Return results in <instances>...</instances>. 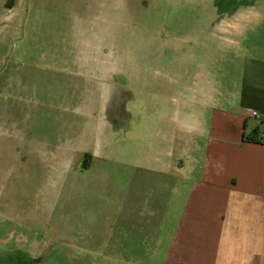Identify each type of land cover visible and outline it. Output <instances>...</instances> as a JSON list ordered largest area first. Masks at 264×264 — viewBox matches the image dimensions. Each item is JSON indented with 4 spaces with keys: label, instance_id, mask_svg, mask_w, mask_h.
Listing matches in <instances>:
<instances>
[{
    "label": "crops",
    "instance_id": "1",
    "mask_svg": "<svg viewBox=\"0 0 264 264\" xmlns=\"http://www.w3.org/2000/svg\"><path fill=\"white\" fill-rule=\"evenodd\" d=\"M8 1L6 34L28 4ZM94 1L119 20L144 5ZM169 1L206 14L150 35L147 59L130 61L149 69L137 82L149 112L122 193L107 178L105 264H264V0Z\"/></svg>",
    "mask_w": 264,
    "mask_h": 264
},
{
    "label": "rangeland",
    "instance_id": "2",
    "mask_svg": "<svg viewBox=\"0 0 264 264\" xmlns=\"http://www.w3.org/2000/svg\"><path fill=\"white\" fill-rule=\"evenodd\" d=\"M26 1L0 28V264H105L107 178L122 193L149 112V69L130 61L206 11L142 0L119 20L94 0Z\"/></svg>",
    "mask_w": 264,
    "mask_h": 264
},
{
    "label": "trees",
    "instance_id": "3",
    "mask_svg": "<svg viewBox=\"0 0 264 264\" xmlns=\"http://www.w3.org/2000/svg\"><path fill=\"white\" fill-rule=\"evenodd\" d=\"M14 2V0H9L8 4L11 5Z\"/></svg>",
    "mask_w": 264,
    "mask_h": 264
},
{
    "label": "built area",
    "instance_id": "4",
    "mask_svg": "<svg viewBox=\"0 0 264 264\" xmlns=\"http://www.w3.org/2000/svg\"><path fill=\"white\" fill-rule=\"evenodd\" d=\"M254 114L256 115L257 113L254 112ZM260 139L264 141V134H263V136Z\"/></svg>",
    "mask_w": 264,
    "mask_h": 264
}]
</instances>
